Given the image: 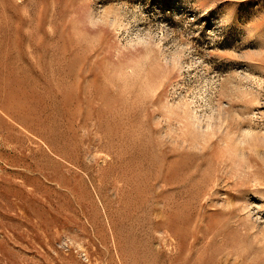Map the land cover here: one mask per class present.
<instances>
[{"label":"rangeland","instance_id":"obj_1","mask_svg":"<svg viewBox=\"0 0 264 264\" xmlns=\"http://www.w3.org/2000/svg\"><path fill=\"white\" fill-rule=\"evenodd\" d=\"M0 264H264V0H0Z\"/></svg>","mask_w":264,"mask_h":264}]
</instances>
